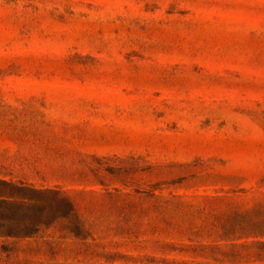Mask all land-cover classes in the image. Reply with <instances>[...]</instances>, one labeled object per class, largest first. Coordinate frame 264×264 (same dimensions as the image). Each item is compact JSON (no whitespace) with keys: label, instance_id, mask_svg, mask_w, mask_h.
Here are the masks:
<instances>
[{"label":"rangeland","instance_id":"rangeland-1","mask_svg":"<svg viewBox=\"0 0 264 264\" xmlns=\"http://www.w3.org/2000/svg\"><path fill=\"white\" fill-rule=\"evenodd\" d=\"M0 178V264H264V0H0Z\"/></svg>","mask_w":264,"mask_h":264},{"label":"trees","instance_id":"trees-1","mask_svg":"<svg viewBox=\"0 0 264 264\" xmlns=\"http://www.w3.org/2000/svg\"><path fill=\"white\" fill-rule=\"evenodd\" d=\"M0 227H4L5 225L9 224H16L18 226H25V225H35L37 228L43 224L41 219L38 221H29L25 218L23 219H16L13 216V213L19 209L24 210L25 207L29 205L25 203H19L15 200V192L22 189H27L25 186H21L10 181H7L3 178H0ZM8 189V191H7ZM29 189V188H28ZM45 193H52L54 195H58L60 192L55 191L53 189H46ZM68 203L72 206L71 201L68 199ZM72 209V208H71ZM16 220V223L14 221ZM20 221V222H19ZM28 221V222H27ZM260 234H264V229L259 231ZM35 232H23V231H0V236L4 237H14V238H25L31 237L34 235Z\"/></svg>","mask_w":264,"mask_h":264}]
</instances>
